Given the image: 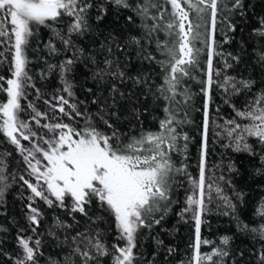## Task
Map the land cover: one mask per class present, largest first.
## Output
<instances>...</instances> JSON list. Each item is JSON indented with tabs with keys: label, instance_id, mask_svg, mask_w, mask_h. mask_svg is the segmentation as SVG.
Wrapping results in <instances>:
<instances>
[{
	"label": "snow or ice",
	"instance_id": "obj_1",
	"mask_svg": "<svg viewBox=\"0 0 264 264\" xmlns=\"http://www.w3.org/2000/svg\"><path fill=\"white\" fill-rule=\"evenodd\" d=\"M245 8L244 0H0V47L10 53L7 56L0 51V65L7 64L11 74L0 75L5 101L0 102V136L22 158L29 178L20 175L19 180L31 193L26 205L27 228L19 227L14 250L6 251L0 238V264H160L144 257L138 240L141 230L160 225L175 203L176 188L184 187L177 177L187 181L184 206L178 215L192 228L190 251L180 264H238L244 252H233L231 237L214 241L204 238L203 233L205 224L210 227L207 216L214 203L217 208L231 210L223 215L234 214L237 207L216 180L209 178L210 133L226 141L225 148L259 156L264 165V92L237 106L230 97L252 93L255 82L221 77V70L214 67L215 57L224 56L217 41L218 24L226 37L224 29L236 31L232 15H243ZM110 9L124 15L125 21L136 27L135 34L123 38L109 32L99 42V50L85 55L77 41L97 35ZM41 27L52 35L46 44L49 55L71 52L58 64L47 65V72H58L63 83V94L43 99L50 111H42L33 101L22 103L28 100L29 88L35 90L37 99L42 98L33 83L28 55L31 38ZM258 35L264 37V30ZM223 42H228L227 37ZM129 50L141 64L158 66L162 83H156L150 70L128 73ZM232 59L239 61V57ZM82 60L93 66L97 92L106 93L97 95L88 89L93 93L95 112L82 110L83 102L73 90L72 73ZM260 60L264 62V53ZM223 63L225 68L232 67L227 59ZM196 72L203 75L198 82L204 103L198 175L193 176L187 164L178 166L173 157L180 155L186 160L193 140L184 126L192 123L188 82L197 78ZM40 76L45 78L46 73ZM214 86L227 94L224 102L234 113L223 123H217L213 115L220 112L214 104ZM149 97L153 103L164 102V117L155 131L145 129L140 119L148 109L136 107L138 101ZM122 109L137 121L135 128L120 127ZM256 146H260L259 152ZM5 167V154H0V204L11 187ZM256 171L264 176V167ZM243 197L237 193L238 200ZM40 201L48 208L63 210L72 223L56 217L46 233L41 231L44 213L38 206ZM93 204L111 217L115 243L109 245L100 228L105 217L89 214ZM257 215L262 221L259 226L240 222L239 230L264 245V202L259 204ZM78 217L85 218V227H79ZM7 231L0 225V232ZM45 234L55 241L58 251L45 254ZM155 242L166 256L176 257L175 248L158 238ZM255 255L257 264H264V248Z\"/></svg>",
	"mask_w": 264,
	"mask_h": 264
},
{
	"label": "trees",
	"instance_id": "obj_2",
	"mask_svg": "<svg viewBox=\"0 0 264 264\" xmlns=\"http://www.w3.org/2000/svg\"><path fill=\"white\" fill-rule=\"evenodd\" d=\"M244 4L246 8L243 15L233 14L231 17L236 31L228 32L226 29L223 30L226 32L227 43L223 42L226 37L222 34V26L218 24L217 41L220 45L219 51L224 56L223 59L220 56L214 59V67L221 70V77L229 75L237 79H251L255 82L252 93L243 92L240 95L230 97L231 102L237 106L242 105L245 99L251 100L253 95H259L261 92H264V62L260 60L261 53H264V37L258 35V31L264 30L261 27V22L264 21V0H244ZM136 30L134 25H130L125 21L124 15L118 16L114 10L110 9L109 14L100 23L98 34L85 36L79 39L77 44L85 49V55H87L88 53L99 50V42L109 32L127 38L129 34H135ZM50 39H52L50 30L41 27L37 30L36 35L31 38V43L28 46V55L31 59L29 65L30 72L33 75V83L42 93V98L37 99L35 90L29 88L28 100L22 101V103L27 104L28 101H33L42 111H50L44 105L43 99H50L53 95L63 94L61 91L63 83L59 73L56 71L47 72V65L49 63L58 64L68 56H71V52L49 55L46 44ZM56 43L57 47H60L59 42ZM0 51H5V49L0 47ZM229 53H231V56L228 55ZM5 55L10 56V53L5 51ZM128 55L132 57L126 69L128 73L136 75L138 72L150 70L156 83H162L158 66L147 63L141 64L131 50L128 51ZM233 56L239 57V61L233 60ZM120 58L121 60L124 59L123 56ZM201 59L203 61L205 57L202 56ZM224 59H227L232 64L231 68L224 67ZM92 68L93 66L91 64L82 60L77 63L75 71L72 73L75 96L78 101L83 102L80 104V108L82 110L87 108L89 112H95L96 105L91 103L93 93L89 92L88 89H93V92H96L97 95H106V93L97 92L99 86L92 78ZM41 72L46 73L45 78H41ZM0 75L10 77L11 74L8 71L7 64L0 65ZM194 75L197 78L188 82V87L192 93V111L190 113L192 123L184 126V131L193 140L189 145L186 160L180 155H175L173 159L178 166L181 162L187 164L188 171L193 176H196L198 175L197 163L201 140L200 124L202 122L204 96L200 91L201 85L198 82L200 79H203V75L200 72H196ZM128 83L130 84L131 82L129 81ZM226 96L227 94L222 89L214 86V104L220 108L219 113H213L217 123H223V120L231 118L234 115L230 105L224 102ZM0 102H5L3 93H0ZM163 106V101L153 103L151 97L148 100L142 98L136 103L137 108L148 109L140 117L145 129L157 130L158 121L164 117ZM121 113L123 118L120 120V127L127 129L131 125L132 128H135L137 121L132 119L125 109H122ZM64 122L70 121L65 119ZM225 142L214 138L210 133L208 157L210 169L209 178L210 180H216L224 189L225 194L233 200L237 207L234 214L223 215L224 211L231 212V210L225 209L224 207L217 208L214 203L211 214L207 216L210 227L209 224H205L203 235L204 238L214 241H218L222 236L231 237V248L233 252H244V256L238 258V264L239 261H243V264H257L255 253L262 250L264 245L254 236L242 233L239 230V223L243 222L250 226H259L262 223L260 217L257 215V209L259 204L264 202V176L258 175L256 170L264 167V165L261 164L259 156H252L245 152H235L231 148H225L223 146ZM250 142L252 141L250 140ZM256 151H260V146H256ZM8 152L11 153V156L6 155ZM0 154H5L6 167L4 175L8 177V182L11 185L5 193L3 204H0V225L8 229L7 232H0V238L4 240L3 247L5 250L12 252L16 247L15 237L19 227L24 226L27 228L26 205L29 203L28 197L31 193L23 185L22 181L19 180L20 175H25L26 178H29L25 172L26 166L23 164L22 158L2 136H0ZM230 167H234L235 171H230ZM221 175L224 177V180L218 179ZM177 179L184 184V187L176 188L174 193L175 203L165 215V219L160 225H153L151 229H142L141 236L138 240L139 251L143 253L144 257L148 259L154 258L160 264H168V261H171L172 264H180V261L186 259L190 251L188 245L192 237V228L190 223L186 224L181 221L178 215L184 206L187 181L183 177H177ZM227 181H231V184L227 183ZM237 193L244 194L242 201L237 199ZM38 206L44 213L41 231L46 233L47 229L54 224L56 217L72 223L71 218L63 210L48 208L42 201L38 203ZM89 214L91 216L103 215L105 217L104 221L100 224V228L106 234L109 245L115 243L114 237L116 233L112 225L111 217L102 212L95 204L91 207ZM78 219L81 221L79 227H85V218L78 217ZM75 230L70 229L69 231ZM28 234L31 235L30 232ZM155 238L163 240L164 245L175 248L177 250L176 257L166 256L163 248L157 247ZM43 239L45 242L43 250L46 255L58 251L55 247V241L47 234H45Z\"/></svg>",
	"mask_w": 264,
	"mask_h": 264
}]
</instances>
